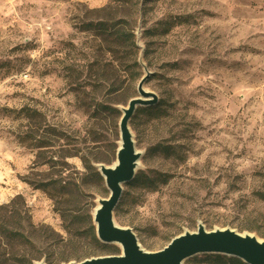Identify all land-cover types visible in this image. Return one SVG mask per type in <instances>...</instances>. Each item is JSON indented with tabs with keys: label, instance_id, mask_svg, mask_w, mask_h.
<instances>
[{
	"label": "rangeland",
	"instance_id": "1",
	"mask_svg": "<svg viewBox=\"0 0 264 264\" xmlns=\"http://www.w3.org/2000/svg\"><path fill=\"white\" fill-rule=\"evenodd\" d=\"M98 23L125 41L83 30ZM144 68L157 102L132 116L115 225L148 253L198 224L264 242V0H0V264L120 254L89 233L96 166ZM214 255L183 264L236 259Z\"/></svg>",
	"mask_w": 264,
	"mask_h": 264
},
{
	"label": "water",
	"instance_id": "2",
	"mask_svg": "<svg viewBox=\"0 0 264 264\" xmlns=\"http://www.w3.org/2000/svg\"><path fill=\"white\" fill-rule=\"evenodd\" d=\"M148 75L144 68V75L137 84V97L131 98L126 107L121 109L122 115L118 122L121 144L115 152V164L111 167L96 166L109 194L107 198L97 201L99 206L92 214L94 233L101 244L117 245L121 252L117 256L91 257L67 264H183L186 259L198 254L228 256L244 264H264V242L248 233L228 228L206 231L198 224L193 233L183 232L172 238L163 249L148 253L139 246L132 231L115 225L113 212L118 205L121 186L132 181L140 158L135 150L130 120L137 107L157 102L154 95L144 90Z\"/></svg>",
	"mask_w": 264,
	"mask_h": 264
},
{
	"label": "trees",
	"instance_id": "3",
	"mask_svg": "<svg viewBox=\"0 0 264 264\" xmlns=\"http://www.w3.org/2000/svg\"><path fill=\"white\" fill-rule=\"evenodd\" d=\"M111 1L120 2V1H124V0H111ZM145 1H149V0H145ZM92 29L97 31V32H99L102 35L107 36L108 38L111 39L112 42L113 41L114 42L115 41H121V40L125 41V39H126V35L123 32V30L121 28L117 27L116 25H114V23L112 25H110V27H108L104 23H98L97 26L92 25V24H87V25H85L83 30L84 31H90ZM131 124H133V118H131L129 126ZM49 185H50L49 182L48 183H43V185H40V188L46 189ZM259 199L264 202V195H259ZM89 233H90V236H91V240L95 244H98L97 239H96V233H94V226L93 225L89 226ZM9 235H10L11 238H14V237L18 236L17 234H15V232L14 233H9ZM114 251H115L114 254L117 255V250H114ZM214 258L218 259V258H220V256L219 255H214ZM229 261L232 264H244L241 260H237V259H230Z\"/></svg>",
	"mask_w": 264,
	"mask_h": 264
},
{
	"label": "bare ground",
	"instance_id": "4",
	"mask_svg": "<svg viewBox=\"0 0 264 264\" xmlns=\"http://www.w3.org/2000/svg\"><path fill=\"white\" fill-rule=\"evenodd\" d=\"M117 142H118V143H117V148H118V147L120 146L121 142L119 141V139H118ZM114 164H115V163H114ZM114 164H113V165H114ZM113 165H112V166H113ZM137 166H138V162L136 163V167H137ZM98 206H99V204H97L96 208H98ZM96 208H95V209H96ZM95 209L93 210V213H94ZM93 213H92V214H93Z\"/></svg>",
	"mask_w": 264,
	"mask_h": 264
}]
</instances>
